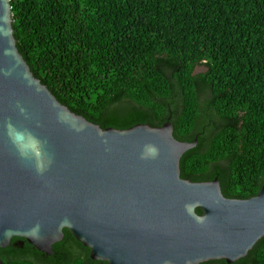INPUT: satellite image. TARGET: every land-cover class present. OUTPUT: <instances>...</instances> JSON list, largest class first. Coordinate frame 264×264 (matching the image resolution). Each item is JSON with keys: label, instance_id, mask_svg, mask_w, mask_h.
<instances>
[{"label": "trees", "instance_id": "16d2710c", "mask_svg": "<svg viewBox=\"0 0 264 264\" xmlns=\"http://www.w3.org/2000/svg\"><path fill=\"white\" fill-rule=\"evenodd\" d=\"M34 75L102 128L160 127L198 139L181 176L218 179L226 197L264 185V0H11ZM203 66L205 70L197 71ZM202 213V209H197ZM23 242V244H22ZM53 254L14 237L3 264H107L64 229ZM264 264V237L234 263Z\"/></svg>", "mask_w": 264, "mask_h": 264}, {"label": "water", "instance_id": "95a60500", "mask_svg": "<svg viewBox=\"0 0 264 264\" xmlns=\"http://www.w3.org/2000/svg\"><path fill=\"white\" fill-rule=\"evenodd\" d=\"M197 144L178 140L170 119L102 128L62 104L19 51L11 0H0V248L19 237L52 255L67 229L107 264L246 257L264 237V185L239 199L218 179L182 178Z\"/></svg>", "mask_w": 264, "mask_h": 264}, {"label": "rangeland", "instance_id": "374dc122", "mask_svg": "<svg viewBox=\"0 0 264 264\" xmlns=\"http://www.w3.org/2000/svg\"><path fill=\"white\" fill-rule=\"evenodd\" d=\"M203 70H205V68L203 67V66H199L198 68H197V71H203Z\"/></svg>", "mask_w": 264, "mask_h": 264}]
</instances>
